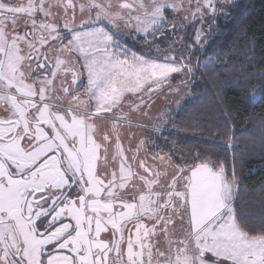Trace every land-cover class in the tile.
I'll return each mask as SVG.
<instances>
[{"label":"snow or ice","instance_id":"1","mask_svg":"<svg viewBox=\"0 0 264 264\" xmlns=\"http://www.w3.org/2000/svg\"><path fill=\"white\" fill-rule=\"evenodd\" d=\"M240 8L0 0V264H264V196L256 223L238 204L230 110L223 159L180 147L170 131L197 78L237 55L212 50V37ZM173 79L189 91L169 108L181 91ZM232 81L264 101V71ZM132 127L146 132L135 145L123 133ZM259 135L264 152V115Z\"/></svg>","mask_w":264,"mask_h":264},{"label":"trees","instance_id":"2","mask_svg":"<svg viewBox=\"0 0 264 264\" xmlns=\"http://www.w3.org/2000/svg\"><path fill=\"white\" fill-rule=\"evenodd\" d=\"M238 4L241 5L236 10L239 15L234 13L228 18V25H220L212 45V50L235 46L237 55L221 64L218 74L211 79L197 78L191 88L192 94L181 103L184 110L171 113L178 123L176 129L170 131L177 141H182L180 147L204 150L214 159L216 156L223 159L229 155L221 147L225 139L224 113L230 110L228 115L233 117L240 144L236 159L243 187L238 204L244 214L255 216L254 222L258 223L264 196V152L260 151V139L254 134L261 126L264 101L250 103L246 96L238 94V86L232 78L242 72L264 71V0H241ZM212 50H209V55ZM249 59L254 62L252 66L248 64ZM250 79L254 83L257 77ZM243 82L247 84L248 80ZM245 126L250 130L247 133L241 131ZM240 152L244 154L240 155Z\"/></svg>","mask_w":264,"mask_h":264},{"label":"rangeland","instance_id":"3","mask_svg":"<svg viewBox=\"0 0 264 264\" xmlns=\"http://www.w3.org/2000/svg\"><path fill=\"white\" fill-rule=\"evenodd\" d=\"M240 1L241 0H236L237 3H239ZM229 21H230V19L225 20L223 17H221L219 19V24L220 25H223V24L228 25ZM213 38H214V36L212 37V39ZM130 46H131V44H130ZM192 86H193V84L191 85V88H192ZM172 87H179L181 89V91L178 94L171 95V100H172L173 103L168 105L169 108H174L175 107V101L177 99H179L185 92L189 91V89L184 88V86L179 83V79H173ZM167 94H168V88L166 87L164 89V91L160 94V96L157 98V103L152 108V113L151 114L153 116H156L161 110L165 109L166 102L164 100V96L167 95ZM190 95H188L184 100H182L181 103L184 102L187 98H189ZM138 119L140 120L141 123H145V124L149 123V121L146 120L143 117H139ZM255 131H257V132L254 135H256V138L259 140L260 139L259 131L258 130H255ZM123 133H124V137H125V143H127L128 134L129 133H134V137L132 139V144L133 145H135V143L139 139L144 138L146 136L145 129L142 128V127H132L130 129L129 128H125V129H123Z\"/></svg>","mask_w":264,"mask_h":264}]
</instances>
